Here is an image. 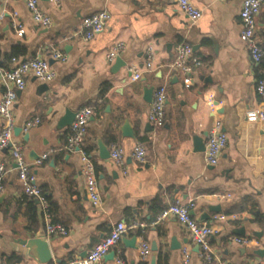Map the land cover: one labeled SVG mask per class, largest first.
<instances>
[{"label": "crops", "instance_id": "0c3cea01", "mask_svg": "<svg viewBox=\"0 0 264 264\" xmlns=\"http://www.w3.org/2000/svg\"><path fill=\"white\" fill-rule=\"evenodd\" d=\"M190 1L201 12L195 22L168 0H38L50 18V26L43 27L34 22L25 0H0V65L39 57L55 72L50 82L26 77L13 107L15 129L21 130L14 139L48 201L50 220L68 231L46 236L38 201L23 193L9 149L0 150V163L6 166L0 264H67L84 257L114 224L132 221L145 227L124 235L97 264H150L153 257L155 264H182L184 249L189 264H201L198 247L175 218L156 223L161 210L176 202L192 203L191 216L216 230L209 243L219 259L264 264V120L250 118L261 106L254 91L260 66L251 62L239 38L242 0ZM100 11L110 18L101 33L85 41L81 21ZM16 23L24 28L21 37ZM255 38L264 48V3L256 16ZM116 43L124 48L108 62L106 54ZM181 43L190 45L200 61L189 88L173 66ZM53 51L66 59H51ZM118 58L123 65H116ZM130 68L140 71L137 80ZM156 87L166 97L161 126L148 121L152 95L147 98L145 92ZM2 93L0 82V97ZM82 107L95 109L96 115L89 119L79 150L66 151L70 127L57 129L58 121L66 110L76 113ZM34 119L38 124L25 130ZM215 121H220L227 145L217 164L208 167L205 138ZM138 144L145 151L141 165L132 156ZM99 145L108 153L113 145L123 149L125 173L110 156L100 157ZM85 148L91 150L98 206L85 191L80 160ZM43 154L47 158L35 165ZM35 237L48 243L52 259L47 263L26 243ZM141 241L150 249L156 243L157 251L140 257Z\"/></svg>", "mask_w": 264, "mask_h": 264}, {"label": "built area", "instance_id": "2783aa9c", "mask_svg": "<svg viewBox=\"0 0 264 264\" xmlns=\"http://www.w3.org/2000/svg\"><path fill=\"white\" fill-rule=\"evenodd\" d=\"M57 2L58 0H52ZM184 13L187 18L195 22L201 17L199 9L194 7L190 0H168ZM26 7L31 12L33 20L43 27L50 26V18L43 14L38 8V0H25ZM264 0H242L239 13L240 33L239 38L245 44L250 60L254 65L260 66V75L254 84V91L260 99L261 106L253 111L250 115L251 119L264 120V48L255 38V20ZM3 16H0V20ZM110 15L106 11L94 13L85 17L81 21V35L85 41L92 39L95 35L101 33L109 20ZM16 35L21 37L24 34L22 25L16 23ZM122 43H116L106 54L108 62L113 61L123 50ZM51 59L64 61L66 56L59 51H53L50 55ZM200 65V61L194 56L192 47L186 43H181L176 48V56L173 66L179 68L184 74L183 84L189 88L192 71ZM150 64H147V68ZM133 73L132 80L140 77V71L130 68ZM33 76L42 82H50L55 77V72L51 69L49 62L43 58L35 57L20 61L16 58L11 59L10 67L0 65V82L3 86V93L0 97V150L9 149L12 161L15 164L17 178L23 193L30 198L38 201L44 218V228L47 237L53 235L65 236L67 229L60 223L50 220L49 204L45 198L43 191L35 182V175L32 173L29 164L20 148V145L14 139V115L13 107L17 99V93L25 87L26 77ZM165 93L161 87H156L152 91V102L148 114V121L152 125L161 126L165 123ZM211 108L213 105L210 104ZM92 115V109L89 107L80 108L74 116L73 123L70 126V133L67 138L64 149L66 151L79 150L85 136L87 134V126ZM38 119L28 121L25 130L38 124ZM227 145V136L222 131L220 121H215L205 138L204 158L208 167L215 166L218 162L221 152ZM111 161L119 166L125 173L124 151L118 145H113L109 153ZM132 156L139 165L144 163L145 151L141 145L133 148ZM47 158V154H43L35 161V165H41ZM81 171L85 178V191L87 197L93 206L100 203L99 189L96 182L95 168L93 161L85 152H81ZM6 173V166L0 163V194L4 191L3 177ZM192 203L182 204L173 203L162 209L157 217L156 223L162 222L169 217H173L188 232L191 242L199 249V257L201 264H228L217 257L211 249L209 238L216 233V230L205 223L197 222L189 213ZM224 219V216L216 217ZM145 227L142 223L135 221L125 223L118 222L114 224L109 233L95 244L84 257L75 258L67 264H97L105 255H107L127 233L141 230ZM235 242L245 244L247 241L243 238H234ZM139 255L147 258L150 253V245L148 242L141 241L138 246ZM189 251L184 249L182 252V264H189Z\"/></svg>", "mask_w": 264, "mask_h": 264}, {"label": "water", "instance_id": "95a60500", "mask_svg": "<svg viewBox=\"0 0 264 264\" xmlns=\"http://www.w3.org/2000/svg\"><path fill=\"white\" fill-rule=\"evenodd\" d=\"M123 64L124 63H122V61L118 58L116 61V65L120 66ZM152 91H153V89H149L148 92H145V95L147 98L151 97ZM74 116H75V113H71L70 111L66 110L64 115L58 121L57 129H63L66 127H70L71 124L73 123ZM125 127L127 128V126H125ZM20 132H21L20 129H15L14 135L17 136V135H19ZM127 134L131 135L132 133L129 130L127 132ZM25 139H26V135H25ZM99 147H100V157L102 159L107 158L109 156L108 150L105 147H103L102 145H99ZM189 213H190V215H193V212L189 211ZM26 243L28 244V247L32 248L35 253H37L41 256V262L42 263H47L50 259H52V254L50 252L48 243L45 240H43L39 237H35V238L29 239L28 241H26ZM151 250L157 251L156 243H152ZM58 263H60V262L58 261ZM150 264H155V258L154 257L151 259Z\"/></svg>", "mask_w": 264, "mask_h": 264}, {"label": "trees", "instance_id": "16d2710c", "mask_svg": "<svg viewBox=\"0 0 264 264\" xmlns=\"http://www.w3.org/2000/svg\"><path fill=\"white\" fill-rule=\"evenodd\" d=\"M108 86L105 85L100 93V97L103 96L104 92L107 90ZM96 115V110L92 109V115L91 116H95ZM110 141L114 142V137H111ZM85 154L89 155L91 150L89 148H85L84 149Z\"/></svg>", "mask_w": 264, "mask_h": 264}]
</instances>
